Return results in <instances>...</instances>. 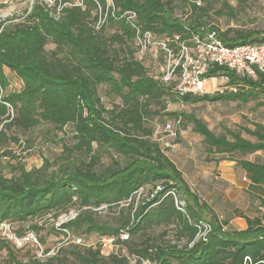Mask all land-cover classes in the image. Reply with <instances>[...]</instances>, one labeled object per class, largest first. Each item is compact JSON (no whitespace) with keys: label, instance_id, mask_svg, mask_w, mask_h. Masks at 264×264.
I'll return each instance as SVG.
<instances>
[{"label":"trees","instance_id":"16d2710c","mask_svg":"<svg viewBox=\"0 0 264 264\" xmlns=\"http://www.w3.org/2000/svg\"><path fill=\"white\" fill-rule=\"evenodd\" d=\"M97 1L104 11V1ZM112 1L117 15L135 12L136 22L143 30L162 38L203 37L214 32L228 46L264 42L260 31L221 33L215 28H204L197 20L175 15L177 5L190 6L195 12L199 5L196 1ZM98 20L97 5L86 0L82 8H65L58 20L34 5L30 11L25 10L19 22H0V144L6 141L8 128L27 132L47 125L58 133L67 132V139L73 144L71 148L65 145L64 152L72 154L76 150L83 156L78 162L69 157L66 162L59 159L61 164L51 172L47 171L51 165L45 161L41 169L19 168L17 176L10 178L0 175V223L16 224L20 234L30 231L36 235L40 231L37 219L51 216L57 220L75 211L74 219L61 224V229L72 235L94 236L97 241L103 236L117 237L120 231L127 230L128 239L116 241L118 251L105 256L86 242L84 246L72 244L74 248L83 247V251L72 252L83 264H264V214L246 217L245 230H227L229 221L221 220L201 204L182 173L153 139V129L146 125L148 119L155 117L174 119V124L177 119L179 124L182 120L190 123L192 131L202 138L204 152L222 155L218 161H235V154H264L263 125L243 130L256 139L250 142L228 129L216 135L193 115L169 113L165 106L171 97L185 104L227 99L246 103L256 91L264 92V77L260 75L253 82L237 79L223 68H213L208 77L226 75L231 84L241 85V93L188 95L179 99L173 92L176 78L164 82L162 70L158 78L150 76L141 62L152 54L163 69L159 52L139 58L134 30L126 21L108 15L97 29ZM113 26L118 32L106 34V29ZM129 43L134 48L120 58L121 49L117 51L114 46ZM49 45L52 50H47ZM4 69L21 83L19 91H7L10 81ZM102 86L105 94L118 98L120 103L106 108L99 94ZM103 155L108 163H101ZM235 162L252 184L264 186V161ZM140 188L144 191L136 203L135 193ZM175 200L184 204V212L176 208ZM259 201L264 209V200ZM103 209L116 210L118 227L96 219ZM203 213L211 215V232L206 241L194 242L195 224L204 221ZM27 223L32 224L24 231ZM152 228H162V238L172 230L174 241L155 242L146 236L141 244H136ZM53 231L64 237L63 232L55 228ZM60 248L49 261L58 259ZM7 264L41 263L34 258L25 263L12 259Z\"/></svg>","mask_w":264,"mask_h":264},{"label":"rangeland","instance_id":"374dc122","mask_svg":"<svg viewBox=\"0 0 264 264\" xmlns=\"http://www.w3.org/2000/svg\"><path fill=\"white\" fill-rule=\"evenodd\" d=\"M195 1L199 2L195 12H193L190 6L177 5L174 8L175 15L186 20H197L204 28H215L221 33L228 30L260 31L264 33V0H190L191 3ZM27 4V0H0V22L5 23L4 21L6 20H12L14 23L19 22L25 14ZM6 24L9 23L6 22ZM115 32H118V29L114 26L106 29V34L111 35ZM114 48L117 51L121 49L118 53L119 57L122 58L128 49H133L134 47L133 44L129 43L121 47L120 44H117ZM52 49L53 46L51 45L47 47V50ZM141 62L144 64L150 76L155 78L161 76L162 68L159 66V60L152 54L147 55ZM4 72L10 81L7 91H19L21 83L7 69H4ZM220 83V78L210 77L205 82V92H210ZM105 92L106 88L104 86L99 88V94L106 108H111L112 105L120 103L118 98L109 96ZM215 94L214 92L205 95L214 96ZM165 106L166 112L169 113L176 112L193 115L201 120L216 135L224 134V130L228 129L250 142H255L256 139L246 135L243 130H253L255 124L264 126V92L256 91L255 96L250 98L246 103L240 100L227 99L214 102L204 101L196 104H185L171 97V99L166 100ZM167 122L173 125L174 119L155 117L154 119H148L146 125L153 129V139L157 140L165 154L167 153L169 156L173 154L183 161L187 159V157L185 158L187 152L193 151V154H195L194 161L200 165L198 166L200 174L191 173L187 175L189 180L194 178L192 181L193 185L190 188L198 195L203 206L207 207L221 220L225 219L228 221L235 217L241 218L245 214L248 215L249 211L247 208L249 207H251L250 212L254 211V208L260 207L259 200H264V198L254 199L250 197V200H247L244 191L237 189V182L240 179L238 165L230 167L236 178L235 185L219 179L220 172L217 166L208 165L210 163V155L208 154L205 157V162L204 160L202 162L203 158L197 155L199 150L202 149L204 151V146L202 138L192 131V124H187L182 120V123L178 126L173 125L172 130L176 132V135L175 137H171L164 131V126ZM5 132L6 141L0 144V175L5 178L17 176V169L19 170V168L25 171L41 169L45 165V161L51 165V168L50 166L47 168V171L51 172L61 164L59 159H62L64 162H66V157L76 162L83 159L80 152L76 150H73L72 154L63 151L65 145L71 148V144H73L67 139V132L58 133L47 125L39 126L27 132H22L16 128H8ZM14 139L19 143L15 142ZM184 143H189V146L194 147V149H189V151L187 149L184 151L178 150L176 153L172 152V145H183ZM258 154L256 156L249 155L244 157L235 154L234 160L251 159L254 161L258 159L264 161V154ZM101 163H108L106 155H103ZM185 169L186 165H183L182 170ZM211 177L213 179L212 181L205 179L207 178L209 180ZM213 190H215L214 193ZM227 197H229V200ZM140 201L141 198L137 200V202ZM209 210L206 209L205 211L209 213ZM115 211L103 209V211L97 213L96 219L102 224L118 227V215ZM260 212L264 214V212L259 211L257 212L258 215L261 214ZM207 213L202 214V219L209 222L211 215ZM262 219L264 221V216ZM36 221L40 226V231L36 235L43 240V242L40 241L43 249L56 251V248L61 247L58 250L57 260H39L41 264H83L72 254L76 250L83 251V247L74 248L69 243L62 245V235H57L53 231L57 222L56 220L51 218V216H46ZM30 224L32 223L25 224L23 230L26 231L27 226ZM12 227L17 234H20L21 231H19L18 225L13 224ZM162 231V228L149 229L144 236L137 239L136 244H141L146 236L155 242H162L163 240L169 242L174 241V233L172 230L168 231L165 238L161 237ZM76 235L83 237L86 244H95L96 242L94 236L88 237L81 233H76ZM0 246L4 247L0 250V264H7L12 259L16 262L25 263L35 258V251L31 247L18 250L10 244H5L1 239ZM115 250L118 251V249Z\"/></svg>","mask_w":264,"mask_h":264},{"label":"built area","instance_id":"2783aa9c","mask_svg":"<svg viewBox=\"0 0 264 264\" xmlns=\"http://www.w3.org/2000/svg\"><path fill=\"white\" fill-rule=\"evenodd\" d=\"M86 0H27L26 9L30 11L34 5L43 7L54 20H58L65 8H82ZM93 1L99 10V20L96 28H100L108 15L115 20H124L134 30V40L138 49L139 58L150 52H159L163 56L162 80L167 82L171 79L177 80L173 92L176 97L181 99L185 96H202L208 93L218 95H234L241 89V85L231 84L226 75H220L221 83L214 87L210 92H205V82L210 77L209 72L213 68H223L231 73L237 79L257 81L259 76L264 77V42L247 43L234 46L225 45L214 32H208L203 37L193 35L190 38H184L181 35H173L169 38H162L151 31L143 30L136 22V14L133 11H126L120 15L116 14L112 0H103L105 4L104 11L97 0ZM179 119L175 124H179ZM172 124L166 123L164 131L171 137H175L176 132L172 130ZM157 141V140H156ZM143 189L140 188L136 193V202L141 198ZM175 198V194L170 192ZM131 200L128 199L127 203ZM176 208L182 212L184 204H178L175 200ZM77 215V212L70 211L58 217L55 229L63 232L64 237L61 244H74L84 246L85 241L82 237L70 234L67 230L61 229L64 224ZM197 234L196 241H206L211 232V226L206 221H200L195 224ZM0 239L5 240L15 249H24L31 247L35 251V258L43 261L53 256L56 251L44 250L37 236L30 231L17 234L12 224L8 222L0 223ZM128 239L127 230L119 232L118 236H103L99 238L92 246L99 249L101 255L105 256L116 252V241H125ZM88 245V246H91ZM115 250V251H114ZM143 264H149L143 262Z\"/></svg>","mask_w":264,"mask_h":264},{"label":"crops","instance_id":"0c3cea01","mask_svg":"<svg viewBox=\"0 0 264 264\" xmlns=\"http://www.w3.org/2000/svg\"><path fill=\"white\" fill-rule=\"evenodd\" d=\"M167 147V145H166ZM172 148V152L173 153H176L178 150H188L189 149H194V147H190L189 146V143H184L183 145L181 144H174L171 146ZM192 151V150H191ZM259 153V152H258ZM258 153H255L254 155H250V156H256V155H259ZM180 154V153H179ZM166 155L168 156V158L175 164V166L178 168V170L182 173V176L183 178L185 179V181L188 183V185L191 187L192 184V181L194 178H192V180H189L188 179V175L187 174H200V169L198 166L197 163H195L194 161V155L193 154V151L192 152H187L185 158L187 157V159L185 160H181L180 158L178 157H175L173 154H171L170 156L166 153ZM197 155L198 156H201L202 159V162L204 160L205 162V157L208 155L206 152H204L202 149L199 150V152H197ZM210 155V163H208V165L210 166H217L220 174H219V179H223L225 180L226 182H229L231 183L232 185H235L236 183V178L234 176V173L233 171H231V168L233 165H237L235 161H228V160H221V161H218L219 158L222 157V155H219V154H209ZM247 160V159H246ZM249 161H252L251 159H249ZM203 164V163H202ZM183 165H186V169L185 170H182V166ZM188 167V168H187ZM239 167V166H238ZM239 180L237 182V189H240L242 191H244V195L246 196V199L247 200H250V197L252 198H264V186L263 185H254L252 184L247 176H246V173L245 171H243L240 167H239ZM215 179H217L216 177H214ZM207 181H212V177L208 180L207 178H205ZM215 192V190H213V193ZM201 199H203L201 197ZM227 199L229 200V197H227ZM247 208V207H246ZM247 210L249 211L248 212V215L245 214L244 216H242L241 218H233L229 221L226 229L227 230H232V231H242V230H245L246 227H247V224H246V220L245 218L248 217V218H254V217H257L258 216V213L259 211H262L264 212V209L261 208V207H258V208H254V211L250 212L251 210V207L247 208ZM261 213V212H260ZM263 224H264V221H263Z\"/></svg>","mask_w":264,"mask_h":264}]
</instances>
